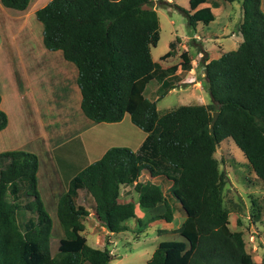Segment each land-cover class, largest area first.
Wrapping results in <instances>:
<instances>
[{
	"label": "trees",
	"instance_id": "16d2710c",
	"mask_svg": "<svg viewBox=\"0 0 264 264\" xmlns=\"http://www.w3.org/2000/svg\"><path fill=\"white\" fill-rule=\"evenodd\" d=\"M237 1L242 41L216 58L202 54V85L211 101L181 103L165 111L145 95L146 84L153 77L161 79L157 99L161 98L166 86L174 87L166 78L175 75L178 65L190 69L191 60L187 49L179 53L178 64L163 67L152 58L151 46L160 37L152 0H48L35 10L44 44L61 49L78 68L84 113L94 121H118L128 112L146 136L135 150L110 146L70 178L57 200L56 214L65 235L54 254L52 218L37 189V154L20 148L0 151V264H110L109 248L89 244L82 232L89 208L77 199L81 193L90 195L95 215L112 232L127 229L125 221L136 216V202L144 208L162 202L163 212L153 218L171 221L174 208L160 183L138 179L144 168L171 181L169 192L185 217L177 227L180 237L160 239L141 264H264V255L257 263L242 231L229 225L222 196L225 174L214 156L217 145L231 137L255 175L264 180V11L261 0ZM1 2L24 9L29 0ZM158 2L174 5L195 27L199 16L188 8ZM176 39L169 41L160 59L173 54ZM7 120L0 107V129ZM124 184L133 185L136 201L120 198ZM19 190L32 196L24 207L35 212L23 221V230L17 221L19 204L6 195ZM137 221L144 224L141 218Z\"/></svg>",
	"mask_w": 264,
	"mask_h": 264
},
{
	"label": "rangeland",
	"instance_id": "374dc122",
	"mask_svg": "<svg viewBox=\"0 0 264 264\" xmlns=\"http://www.w3.org/2000/svg\"><path fill=\"white\" fill-rule=\"evenodd\" d=\"M152 1V6L158 14L160 26L159 40L155 46H151L152 57L156 58L155 60L159 61L161 66L166 67L178 64L181 61L179 53L187 49L193 57V69L184 67L181 69L178 65L177 73L166 78L167 84H172L174 87L167 89L168 86H166L168 91L159 99L157 96L161 90L159 88L161 79L153 77L146 84L145 95L156 99V105L160 111L173 108L181 103L211 101L208 91L202 87L204 69L201 64L202 54L208 57L209 50L203 48L200 37L203 43L210 48L212 44L220 43L228 50L231 48L228 45L230 38L223 37V41H219L220 38H210L207 34L213 31L221 32L224 28L223 30L226 32L224 36H227L231 28L230 25L227 24L224 27L223 14L218 13L212 23L200 22L195 28L188 23L187 16L174 5L159 4L158 0ZM167 1L189 7L192 14L198 16L210 12L201 6L195 7L192 11V6H187L188 1L194 3L195 0ZM240 9V6L235 4L232 11V28L234 30L238 28V22L242 18ZM42 34V22L35 14L27 16L18 8L6 6L0 0V96L1 108L8 117V126L0 133V150L25 143L28 146L26 150L35 152L40 158L38 171L41 173L37 189L41 198L45 200V207L52 218L50 251L54 254L59 238L65 235V229L57 218L55 196L53 199L50 196L46 188L47 185L43 182L42 171L48 163L50 169L48 173L52 179L66 182L68 174L76 172L75 167L79 164L73 163L66 166V162L73 159L75 155L80 158L83 153L75 144H80L77 139L72 140L66 146L56 148L53 152L49 151L51 157L47 163L45 153H48L52 144L65 140L78 130H84L85 137L92 139V143L98 145V148L95 147L97 153L100 147L105 145V141L110 140V132H102L99 129L88 132V120L84 119V116L78 115V110L75 107H66L67 103L74 104V77H67V83L60 64L57 63L52 52L53 49L44 44ZM239 35L242 38L241 34ZM176 37L178 39H176L173 54L163 59L158 58L169 49V41ZM29 45H32L33 48L28 50L26 48H29ZM42 49L47 56L42 53ZM32 53L42 56H32ZM85 117L87 118V116ZM132 125L142 132L138 126L133 123ZM124 134L123 138H119H128V133ZM79 136L84 138L81 134ZM132 138H134L133 134ZM214 156L218 159L219 169L225 174L222 196L224 207L229 214V225L233 230L242 231L247 251L257 263H260L264 255V180L255 175L245 155L231 137L217 145ZM58 169L60 173L55 172ZM162 177L152 176L148 169L144 168L138 179L160 183L174 208L173 220L170 222L157 220L155 224H148L153 213L161 212V210L163 212L165 207L161 203L145 214L142 212L144 210L138 211L147 217L142 226L135 218H132L128 219L126 223L127 229L112 232L107 230L95 215L90 195L81 193L77 199L78 202L86 204L89 208V214L83 218V233L88 243L96 247L106 245L113 257L111 264H141L140 262H144L145 258L150 256L159 237L179 236L177 227L185 215L180 203L169 192L171 181ZM125 186V184L122 185L121 190L126 191ZM128 186L130 187L127 191L129 193L125 196L120 195L122 196L120 198L136 201L137 192L132 184H128ZM24 193L22 190H19L16 195L6 192L7 197L16 199L19 204L17 221L21 230L24 229L23 221L35 214L32 210H24V204L29 197ZM159 226H165V228ZM84 264L90 263L84 262Z\"/></svg>",
	"mask_w": 264,
	"mask_h": 264
},
{
	"label": "crops",
	"instance_id": "0c3cea01",
	"mask_svg": "<svg viewBox=\"0 0 264 264\" xmlns=\"http://www.w3.org/2000/svg\"><path fill=\"white\" fill-rule=\"evenodd\" d=\"M47 1L48 0H29L28 5L24 9H18V10L20 12H23L27 16H30L31 14H35V10L37 8L43 6ZM194 4H196V5H194ZM235 4H237L241 8V3L239 1H237V0H234V1H226V0H195L194 3H191V1H188V5L187 6H190V7L192 6V11L195 9V7H198V6L204 7L205 9L210 11L209 14H205V15L203 14V15L199 16L198 20L196 21L195 28L200 24V22H203V20H201L202 17H204L206 15H208V16L211 15L212 18L210 20H208L207 22H204L205 24H209V23H212L213 21H215L216 16H217L218 13H222L223 14V18H224L223 22H225L224 23V27L227 24H229L230 27H231L230 28L231 33L229 31V34L227 36H224V35H226V32L223 30L224 28H222L221 32H217V31L208 32L207 35H209L210 38H220L219 41H223L222 40L223 37H228V38L231 39L230 40V44H228L231 47L230 49H235V48H237V46L239 45V43L242 41V38H243V37L242 38L240 37L239 34H241V32L238 30V28L235 29V30L232 28V22H233L232 11L235 8ZM186 8L190 9L189 7H186ZM261 8L264 11V0H261ZM240 15L242 16V9H240ZM239 22H238V24H239ZM241 36H242V34H241ZM200 39H201L200 42L202 43L203 48L209 50L208 58L219 57L223 52L227 51V48L224 47L223 44H221V45H220V43L212 44V47L210 48V47L206 46L203 43L201 37H200ZM29 46L30 47L26 48V49L29 50V49L33 48L32 45H29ZM230 49H228V50H230ZM211 50H212V52H211ZM52 52L54 53V56L57 59V63L60 64L61 71H62L63 76L66 79L67 83H68V78L67 77H74V89H73V92H74L73 95L75 97L73 99V101H74L73 103L74 104H68L67 103L66 107H68V108L75 107L78 110L77 114L80 115V116H84L83 118L88 120V123H87L88 124L87 125V131L88 132H92V130L95 131L96 129H99L102 132L109 131L110 132L109 133V137H110L109 139L110 140L105 141V145L103 147H100V150L96 153L95 152V147L98 148V145H95L94 143H92V139L85 137V135H84L85 131L84 130H78L77 132H75L74 134L70 135L65 140H61L58 143H54V144H52V146L49 147L48 153H45V155H46V158H45L46 163L49 160V158L51 157V154H49V151L53 152L58 147L66 146L68 143H70L74 139H77L80 142V144H77V143H75V144L78 145V149L80 151H82L83 154L81 155L80 158L77 155H75L73 157V159H71L69 161H67V159H66V161H67L66 162V166H69V165H71L73 163H79L78 166L75 167L77 171L80 170L85 165H87L88 163L92 162L93 160H96L97 158H99L104 153V151L107 148H109L110 146L123 145V146H128V147H130L133 150L137 149L139 147V145L142 143L143 139L145 138L146 132L144 130H142L140 127H138V128H140L142 130V132L138 131L139 129H135L136 127H134L132 125L133 122L131 121L130 115H129L128 112H125L123 117L120 120H118V121H94L90 117H88L84 113V111H83V109L81 107V91H80V87H79V85L77 83L78 68H77L76 64L73 61L66 59L64 57L63 52H62L61 49H59V48L58 49H53ZM42 53L45 54L43 52V49H42ZM32 56L41 57L42 55L36 54V53H32ZM48 56H50V55H48ZM189 56H190V60H191V68L190 69H193V65H192L193 57H191L190 54H189ZM199 56H200V54H199ZM158 58H160V57H158ZM153 59L155 60L156 58H153ZM170 88H172V87H170ZM149 98H151V97H149ZM208 102H210V101H208ZM208 102H203V103H208ZM195 103H201V102H195ZM1 104H2V102L0 100V107H1ZM85 116H87V118ZM125 120H126V123H124ZM7 124H8V120H7ZM7 124L2 129H0V133L2 132V130L4 128H6L8 126ZM124 133H128V138L122 139L124 137V135H125ZM79 134H81L84 138H81L79 136ZM132 134H133L134 138H132ZM119 137H122V138H119ZM46 146H48V145H46ZM26 147H28V146H26V144L24 143V144H20V145H17V146H12L11 148H7V149L20 148V149H25L26 150L27 149ZM3 150H6V149H1L0 151H3ZM39 159L40 158L38 157L37 184H38V182H39L38 180L40 178L39 175L41 173V172L38 171L39 170ZM56 163L58 164V162H56ZM49 171H50L49 164L47 163L45 169L42 171V175H43V179H44L43 182L47 185V186L46 185L45 186H46L50 196L52 197V199L55 196L54 203H55V209H56L57 200H58L59 195L67 190V185H68V182H69L70 178L77 171L71 173L70 175L68 174V179L66 180V182H62V181H59V180L52 179L50 173H48ZM55 172L56 173H60L59 169H58V171L56 170ZM125 185L126 186L124 188H126V191L121 190V195H123V196H125V195H127L129 193L127 191H129V188H130L128 186V184H125ZM55 189H56V191H55ZM24 194L26 196H29L27 201H30L32 199V196L26 194V192ZM42 200H43L44 206H45V204H46L45 200L43 198H42ZM161 203L162 202H158L157 205H159ZM155 207L144 208L138 202H136L135 203L136 216L132 217V218H135L136 220H137V218H141L143 221L147 220L146 219L147 217H145L143 214L141 215L140 213H138V211L139 210H141V211L144 210L142 212H144V214H145L147 211L152 210ZM24 210H29V209L24 207ZM161 212H162V210H161ZM161 212L153 213V216L150 217L151 219H149L148 224H155L157 222V220L166 221L164 218H153L156 214L161 213ZM183 212H184V210H183ZM183 214L185 215V213H183ZM34 215H32V216H34ZM132 218H130V219H132ZM125 222L127 223L128 220H126ZM167 222H170V221H167ZM164 223H166V222H164ZM159 227L160 228H165V226L164 227L163 226H159ZM179 237H180V235L178 237H176V238H179ZM163 238H168V237L167 236L166 237H159L155 244L157 245L158 241L160 239H163ZM147 258H145V260ZM140 263H143V261L140 262ZM110 264H111V261H110Z\"/></svg>",
	"mask_w": 264,
	"mask_h": 264
},
{
	"label": "water",
	"instance_id": "95a60500",
	"mask_svg": "<svg viewBox=\"0 0 264 264\" xmlns=\"http://www.w3.org/2000/svg\"><path fill=\"white\" fill-rule=\"evenodd\" d=\"M217 114H218V111L217 110H215V111L212 112V121H214L216 119Z\"/></svg>",
	"mask_w": 264,
	"mask_h": 264
}]
</instances>
